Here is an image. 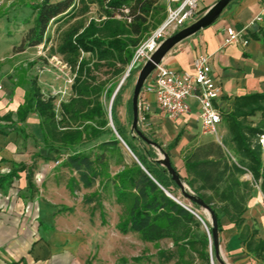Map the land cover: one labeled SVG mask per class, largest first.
I'll return each instance as SVG.
<instances>
[{
  "label": "trees",
  "instance_id": "16d2710c",
  "mask_svg": "<svg viewBox=\"0 0 264 264\" xmlns=\"http://www.w3.org/2000/svg\"><path fill=\"white\" fill-rule=\"evenodd\" d=\"M80 1L99 4L105 18L73 24L62 33L58 49L74 73L72 95L61 101L57 110L55 98L45 97L35 79L17 110L18 121H25L32 113L37 114L44 146L62 160L60 167L70 174L67 187L71 192L98 187L84 197V204L98 203L102 207V193L113 186L116 202L122 207L118 222L122 232L138 233L146 242L170 240V249L159 250L166 261L213 264V256H216L213 226L210 225L206 232L203 223L208 222L203 216L198 218L182 196L179 197L177 191L181 188L171 175L165 168L149 163L147 156L156 158L152 153L153 146L145 141L150 150L148 155L141 153L127 140L125 127L117 125L115 131L137 159L112 174L107 155L108 151L118 148L119 139L109 128L103 96L113 95L119 79L131 65L137 47L163 21L166 11L150 24L148 18L154 17L159 10L155 0ZM73 4V0H43L34 6L35 24L23 38L21 50L41 44L48 24L68 14ZM122 88L111 109L115 122ZM258 113L261 114L260 121H251L250 118ZM0 118L13 121L11 113ZM225 122L234 154L227 150L228 144L223 139L221 142L212 139L187 152L182 159L183 167L171 163L194 195L210 206L217 217L219 231L222 217L226 216L238 228L239 238L247 250L264 257V240L256 237L257 230H251L243 218L253 185H259L264 194V92L236 97L232 110L225 115ZM106 134L112 137L102 139ZM179 138L180 134L175 143ZM95 142H99L94 145L97 149L92 147L87 151L82 148ZM159 148L167 152L161 143ZM247 173L252 175V183L241 178ZM101 217L105 223V214Z\"/></svg>",
  "mask_w": 264,
  "mask_h": 264
},
{
  "label": "crops",
  "instance_id": "0c3cea01",
  "mask_svg": "<svg viewBox=\"0 0 264 264\" xmlns=\"http://www.w3.org/2000/svg\"><path fill=\"white\" fill-rule=\"evenodd\" d=\"M217 1L205 0L204 14ZM259 15L262 20L253 21ZM229 27L242 32L249 43L226 42ZM199 54L210 57L212 77L221 88L216 105L222 112L219 131L223 139L225 115L232 110L235 98L264 92V0H232L211 24L179 40L161 61L174 71L192 70ZM148 80L139 97V125L162 144L171 161L181 168L189 150L212 138L202 132L199 105L193 98L186 113L170 118L158 106L156 94L148 90L151 82ZM8 82L6 78L4 83ZM24 97L20 87H14L13 93L0 90V117L9 113L13 117V121L0 118V264H45L47 257L52 258L57 252L49 248L47 256L41 240L45 237L44 228L35 223L31 225V209L36 202L29 201L28 190L31 183L40 181L39 174L61 164L62 160L45 148L36 113L25 121H18L17 110L24 103ZM35 114L36 119L32 117ZM34 120L37 125L33 124ZM179 134V141L175 143ZM261 195L260 187L253 190L243 218L251 230H257L256 237L264 240ZM35 206L43 219L51 209L45 202ZM219 239L221 257L226 264H264V257H258L243 245L238 228L226 216L222 217Z\"/></svg>",
  "mask_w": 264,
  "mask_h": 264
},
{
  "label": "rangeland",
  "instance_id": "374dc122",
  "mask_svg": "<svg viewBox=\"0 0 264 264\" xmlns=\"http://www.w3.org/2000/svg\"><path fill=\"white\" fill-rule=\"evenodd\" d=\"M42 1L0 0V90L3 88V90L12 93L14 87H20L26 93L32 81L36 79L44 96L55 98L54 104L59 110L61 101L68 100L72 95L71 86L74 78L73 71L64 61L63 55L58 49L62 33L73 24L88 23L93 18L103 19L105 13L97 3L85 4L80 0H73L74 4L69 9L68 14L59 16L48 24L41 44L26 46L21 50L23 38L35 24L36 9L34 6L39 5ZM155 1L159 10L154 17L148 18L147 21L150 24H154L164 16L166 11V0ZM132 67L130 65L119 79L113 95L110 97L108 95L103 96L110 122L109 128L113 129V134L119 139L118 148L107 152L110 157L112 174L127 163L137 159L125 141L116 133L117 125L125 127L127 140L138 151L148 155L150 150V146L145 141L136 138L131 129V97L142 64H136L134 69ZM6 78L9 81L7 84L4 83ZM148 81V79L145 81V85ZM121 86L123 88L117 104L115 122L110 107L112 109L115 96ZM32 117L38 118L36 114ZM260 119V113L250 118L253 122H259ZM35 121L33 124L37 125ZM139 128L146 136L156 139L148 131H144L141 125ZM222 130H226L223 141L228 144L227 150L234 154V145L229 140L230 134L226 122ZM111 137V134H106L102 139ZM211 138L213 139V137ZM96 143L99 142L85 145L82 148L87 151L92 147L97 149V146H94ZM153 148L152 153L156 158L147 156L149 163L151 165L155 163V166L165 168L162 164H157L158 160L164 158V152L158 147L153 146ZM69 177L70 174L59 164L50 170H45L43 174H39L40 181H36L34 176L36 182L31 183L28 190L31 203L45 202L47 206H51L44 219L38 216L36 203L33 208L31 207L32 214H30L31 225L35 223L38 224V227L44 228L45 237L41 240L47 250V256L49 255V248L57 250L56 256L47 257L45 264H176L175 260L166 261L159 254V250H168L172 247L170 240L165 239L157 243L146 242L141 239L138 233H124L119 229L118 222L122 214V207L116 202L113 186H110L104 194L102 193V207L98 203L86 205L84 204V197L96 191L98 187L71 192L67 187ZM241 178L253 182L250 173ZM257 187L260 186L253 185V190ZM185 189L194 194L187 185ZM177 193L195 211L198 218L203 216L206 219L208 224L202 223L206 232H209V226L212 225L211 214L205 208L193 205L191 200L183 195L181 189ZM261 196L264 199V194ZM102 213L105 214V223L102 222ZM213 260L215 264H220L216 256H213Z\"/></svg>",
  "mask_w": 264,
  "mask_h": 264
},
{
  "label": "built area",
  "instance_id": "2783aa9c",
  "mask_svg": "<svg viewBox=\"0 0 264 264\" xmlns=\"http://www.w3.org/2000/svg\"><path fill=\"white\" fill-rule=\"evenodd\" d=\"M204 1L168 0L165 18L137 47L131 66L146 63L163 41L200 19L204 15ZM260 20L262 17L259 15L253 21ZM226 34L228 43H249L242 32L232 27L226 29ZM148 78L151 81L148 90L156 94L158 106L168 117L176 119L186 113L190 108L189 100L193 98L199 105L203 134L221 142L219 124L222 112L216 105L221 88L212 77L208 55L199 54L192 70L174 71L161 61L155 65ZM262 142L264 143V136Z\"/></svg>",
  "mask_w": 264,
  "mask_h": 264
},
{
  "label": "water",
  "instance_id": "95a60500",
  "mask_svg": "<svg viewBox=\"0 0 264 264\" xmlns=\"http://www.w3.org/2000/svg\"><path fill=\"white\" fill-rule=\"evenodd\" d=\"M232 0H218L215 5L207 11L200 19L192 23L191 25L181 29L180 31L176 32L172 36L168 37L160 47L153 53L151 58L142 65L141 69L139 70L137 80L135 82L133 95L131 97V105H130V112L132 116V133L133 135L150 143L152 146L159 148V143L157 141L150 140L143 131L139 128V121H140V113H139V97L140 93L143 89L145 81L148 79L150 74L153 72L155 65L163 59V57L169 53V51L174 47V45L181 40L182 38L200 30L201 28L211 24L223 11V9L231 2ZM120 87V86H119ZM111 110V107H110ZM111 112V111H110ZM117 133V132H116ZM119 136V135H118ZM120 137V136H119ZM121 138V137H120ZM122 139V138H121ZM126 143V142H125ZM128 146V145H127ZM130 149V148H129ZM131 151V149H130ZM158 163L162 164L169 175L173 178V180L180 186L182 192L184 193L185 197L198 203L201 207L205 208L210 214L212 219V237L214 240L215 250H216V259L220 264H226L223 258L221 257L220 252V239H219V228L217 223L216 215L211 211V208L208 204H206L202 199L197 198L194 194L188 192L186 188V184L181 180L179 174L173 167L170 157L167 152H164V158L158 160ZM200 219H202L199 216ZM213 264L214 260H213Z\"/></svg>",
  "mask_w": 264,
  "mask_h": 264
}]
</instances>
